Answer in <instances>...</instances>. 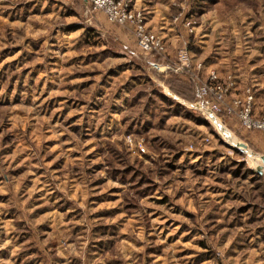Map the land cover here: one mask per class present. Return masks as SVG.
Listing matches in <instances>:
<instances>
[{
  "label": "rangeland",
  "instance_id": "rangeland-1",
  "mask_svg": "<svg viewBox=\"0 0 264 264\" xmlns=\"http://www.w3.org/2000/svg\"><path fill=\"white\" fill-rule=\"evenodd\" d=\"M157 1L165 57L88 0H0V264H264L261 133L161 69L255 92L264 0Z\"/></svg>",
  "mask_w": 264,
  "mask_h": 264
},
{
  "label": "built area",
  "instance_id": "built-area-1",
  "mask_svg": "<svg viewBox=\"0 0 264 264\" xmlns=\"http://www.w3.org/2000/svg\"><path fill=\"white\" fill-rule=\"evenodd\" d=\"M88 1L95 10L103 12L110 23L125 28L133 34L143 53H153L163 57L167 55L168 50L164 40L158 34L150 32L144 12L137 9L136 0ZM185 25L193 33V22L187 21ZM161 69L190 77L199 89L197 103L194 106L206 116L216 119L223 113L234 114L244 130L264 133V117H257L254 114L253 89L248 87L244 89L242 95H239L236 93L239 90V83L233 75L224 78L216 70L204 74V64L194 63L192 53L187 46L179 50L175 61Z\"/></svg>",
  "mask_w": 264,
  "mask_h": 264
},
{
  "label": "crops",
  "instance_id": "crops-1",
  "mask_svg": "<svg viewBox=\"0 0 264 264\" xmlns=\"http://www.w3.org/2000/svg\"><path fill=\"white\" fill-rule=\"evenodd\" d=\"M177 1H180V0H177ZM156 2H158V1L155 0L152 3H150V0H137V4H136L137 9L148 14L147 25L149 28H150V4L153 5V8H156L157 7V5L155 4ZM175 6L179 7L180 3L179 2L178 3L173 2V7H175ZM260 7H262L261 4H260ZM127 35H129V34H127ZM253 68H251V69H253ZM255 84L257 85V86H255V92H254V89L252 87L253 93L255 95L254 114L257 117H264V81L262 80V83L257 82ZM258 133H261L260 136L253 135V138H252L254 141L253 146H255L258 149V151L262 152V154H263L264 153V142L262 141V139H264V133L263 132H258Z\"/></svg>",
  "mask_w": 264,
  "mask_h": 264
}]
</instances>
